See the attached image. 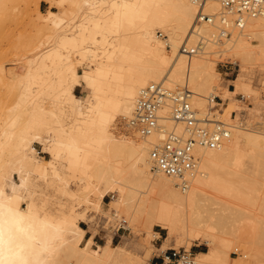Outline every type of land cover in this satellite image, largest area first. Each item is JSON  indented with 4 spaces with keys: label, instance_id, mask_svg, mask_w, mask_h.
Listing matches in <instances>:
<instances>
[{
    "label": "bare ground",
    "instance_id": "1",
    "mask_svg": "<svg viewBox=\"0 0 264 264\" xmlns=\"http://www.w3.org/2000/svg\"><path fill=\"white\" fill-rule=\"evenodd\" d=\"M10 1L0 0V5ZM39 1L30 0L37 12L33 26L47 45L28 59L21 74L9 72L7 85L12 89L15 83L19 100L0 115V264H148V258L111 246V235L96 248L92 236L84 238L79 222L89 215L75 205L100 212L106 195L111 217L125 209L144 233L158 238L152 226L164 230V245L189 247L204 241L208 248L194 254L193 264H227L228 251L237 252L238 246L245 253L231 264H264V229L251 240V235L248 240L239 238L241 233L235 236L232 229L239 215L234 201L253 203L244 159L255 172H264V128L230 117L221 120L229 132L219 145L195 147L193 171L166 177L149 159L159 134L141 136L130 124L139 91L150 83L186 86L199 115L204 114V95L213 96L211 91L220 89L214 94L220 100L252 91L246 67L257 62L264 70V16H244L237 26L233 15L222 17L219 4L207 0L202 10L213 20L195 24L194 0H42L49 4L45 13L39 11ZM220 24L231 34L223 41ZM157 31L166 38L160 39ZM197 37L188 46L196 47L195 55L180 51L182 43L187 47ZM220 43L240 62L233 90L219 85L218 61L209 57L210 45ZM3 77L0 67V82ZM80 86L88 92L77 96L74 89ZM24 108L28 113L22 116ZM64 108L70 112L68 123L61 115ZM162 125L172 127L168 120ZM175 129L181 132L179 126ZM34 144L49 158L39 159ZM65 177L77 180L76 190L66 188ZM40 185L51 186L52 193L75 205L64 197L67 204L47 211L52 199L46 188L38 190ZM125 223L122 218L115 228L126 229ZM227 229L232 239L222 235Z\"/></svg>",
    "mask_w": 264,
    "mask_h": 264
},
{
    "label": "rangeland",
    "instance_id": "2",
    "mask_svg": "<svg viewBox=\"0 0 264 264\" xmlns=\"http://www.w3.org/2000/svg\"><path fill=\"white\" fill-rule=\"evenodd\" d=\"M38 9L40 12L45 13L46 10L49 9V4L45 1L40 0L38 3ZM51 10L55 12L59 11V9L55 6H53ZM36 13L37 12L35 10V5L33 2H30V0H12L10 2H5L3 6L0 5V67L3 69V75H4L3 78L6 79V80H3L2 78L0 82V115L1 116L7 115L9 113V110H11L13 107H16L17 106L16 103L19 100L20 93L18 92V89L16 88L17 86H15V83L14 84L11 83V85H14L13 87L15 89H13V87H10L12 89H9L8 87L10 85L9 84L10 82L8 79L10 76L9 72H13L15 74H21L23 71V65L26 64L28 59H31L32 56L36 54V52H39L41 49H43L42 47L47 45L44 37H38V35L36 36L35 34L36 31H34L35 28L33 24L37 17ZM212 27H211V31L217 30L216 32H218V29H215L213 27V30H212ZM226 31L228 32V34L225 37H229V35L231 34L229 33L228 28H226ZM159 34H161L159 36L160 39L166 38L164 33L162 34L161 31H157L156 35L158 36ZM207 36H210V35H207ZM225 37H221L219 40L223 41ZM208 39H210V37ZM198 40L199 38L197 37V41L195 40L193 44L188 43L189 45L188 44L187 45L190 46L191 44V46H194L198 42ZM249 42L252 44H257V41L254 39H249ZM220 44L210 45L211 49H209L210 50L209 57L215 58L218 61L216 65V70L220 75L219 85L221 87L227 88L228 90H233L234 87L231 81L235 78L236 74L238 73L237 71L239 69L238 63L240 62L233 55V52L231 50L230 52L232 54L229 53V50L223 51L225 50L224 43L221 44L222 46ZM167 49H168V46H167ZM72 56L75 57V55H72ZM216 56L218 57L216 58ZM246 70H247L246 75L248 76L246 77L249 79L247 81L249 82L248 84L251 87L252 91H250L249 93H244L242 91H239L235 95L234 99L233 98L231 99L230 97H226L225 100H221L220 105H219L220 112L218 113V118L222 120L223 122H227L226 119H229L230 117V119L234 120V122L239 123L240 121V123L242 122L244 126L247 125L250 128H256L257 126H261L264 128V125H263L264 124V85H262L264 84L263 83L264 81L263 66L261 64L257 65V62H255V63L249 64L246 67ZM78 71L81 72V69H79ZM6 81L9 82L8 85ZM179 85L180 84H177V86ZM87 92L88 91L83 86L76 87L74 89V94L77 96L84 95ZM211 92L213 96H215L216 94L218 95L219 92H221V90L217 89ZM207 94L204 95L205 101H204V107L202 109L203 113H205L207 110V102H206L207 101L206 97H208ZM216 97L218 98L219 96H216ZM44 106H47V104L45 103ZM66 109L67 108H64L65 112L62 111L61 115L65 114L64 117L63 115L62 117L64 118V120L65 119L67 120L65 123H68L70 120L68 119L70 117L68 114L70 112L68 109L67 110ZM18 110L19 109L17 108L14 111H18ZM21 110H23V108ZM27 113L28 112L25 111V108H24V111L21 112V115L25 116L27 115ZM229 123L231 124V122ZM34 147L36 149V155L38 156L39 159L46 160L49 158L48 154L42 151V147L40 145L34 144ZM244 161H245L246 166L250 168L248 169L249 170L248 177L252 184V192H251L252 194L251 195H252L253 203L251 205H247L246 203L244 204V203H241L240 201H239L240 203L237 201H234L235 203L232 202L235 205L234 207L237 209L236 214L237 213L239 214V215H236L237 221H234L235 226L233 227L234 225L233 223L232 229L235 231L234 232L235 236H238L237 234L240 235L241 233L242 235H244V237L240 235L239 238H244L245 240L247 237L249 239V235H251V238H250L251 240V239L258 237L257 233H258L259 228L264 229V172H255L253 169L252 163L249 162L246 158L244 159ZM68 178L69 177H65L66 181H68L66 183L67 185L64 184V182H63V185H66V188L69 190H76L77 186L75 184H77L76 182L77 180L76 181L73 180L72 182L71 181L72 179L69 178V180H67ZM13 181L15 183H19V179L16 175L13 176ZM41 187L43 186L40 185L39 189L38 187L37 189L40 190ZM48 187H51V186H48ZM48 187H44V189L41 188L43 190L47 189L46 191L48 193L47 195L50 197L49 201L52 199V201L50 202H52L53 204L49 202L50 205L49 206L46 205V207L49 208V210L47 209V211H51V210L56 211V209L59 207L58 206L59 203L60 204L68 203L66 202V199L67 201H69L68 198L64 196L66 198L65 199L63 195L59 196L57 195L58 193L56 194V192L52 193V188L49 189ZM54 188L55 189L53 190H56V187ZM46 192L43 191V194L46 195L45 194ZM43 194H41V196H43ZM57 198L58 199L60 198V199L58 200ZM46 199L48 201L47 197ZM54 201L56 202V204ZM109 201H110V196L106 195L103 198V202L101 205L102 210L100 212L94 211L93 208L86 207L84 206V204L78 207L77 205H75L76 201L75 203L71 201V203L73 202L77 210H83L86 213L85 214L86 216L89 215L88 219L85 220V222L80 221L79 225L80 227L84 228L85 231L89 232V236H92V239H93L92 247L93 248H96V245H103L105 243V240H107V238L111 235L110 237L111 246L121 245L119 246L121 249H124L126 253L129 251L128 253L133 254L132 256H135V258L144 257V258H148L149 260L150 256L153 253H158L160 251L164 252L165 250H170V249H174V250L183 249L185 252L191 255V260L193 262H195L194 253L196 250L199 249L201 251H206L208 248L207 244L204 241L192 242L189 247L187 246L184 247V245H172V243L170 245L169 243L164 245L163 243V238L165 237L164 230L160 229L159 227L155 225L152 226V231L157 233L156 235L159 236L158 238H154L153 236L144 233L143 227L139 223L134 224L128 218V212L125 209H118L117 211H115L117 216L114 218L111 217V215L109 214L110 212L108 211ZM71 203L69 201L68 204H71ZM242 213H244V217L241 216L243 215ZM240 216L242 219L239 218ZM122 218L126 221L125 223L126 229H123L122 227L115 228L117 221L119 222ZM261 223L263 225H261ZM251 224L253 225L252 231H251L252 229ZM240 225H242L241 227L243 229L249 230V231H244L243 229H241L239 230L240 232L238 233L237 230L239 229ZM250 225H251V229H250ZM256 226L258 227L256 228ZM226 231H227L226 232L227 234L226 233L224 234L226 236H230V234H228V229ZM229 232H230V229H229ZM242 232L243 233L246 232L248 234L246 233L243 234ZM224 234H222L224 238L232 239L231 236L226 237ZM252 236H255V237L252 238ZM195 246H199V247H195ZM262 246H263L262 247L263 251H260V253L264 254V243H262ZM244 253L245 252L243 251V249L240 248L239 246H238L237 252H233L232 250L228 251L227 264H231L233 261L243 258Z\"/></svg>",
    "mask_w": 264,
    "mask_h": 264
},
{
    "label": "built area",
    "instance_id": "3",
    "mask_svg": "<svg viewBox=\"0 0 264 264\" xmlns=\"http://www.w3.org/2000/svg\"><path fill=\"white\" fill-rule=\"evenodd\" d=\"M207 0H194L197 6L195 24L212 22L205 14L202 5ZM221 8V15H233L238 26L244 16H264V0H213ZM221 17V19H222ZM220 24V37L227 36L226 28ZM160 36V34H159ZM180 51L193 55L196 47L188 48L185 43ZM193 93L186 86L170 89L160 82L150 83L139 91L130 124L141 136L158 133V142L150 149L149 159L153 168L166 177H178L189 174L196 165L195 147L213 149L228 135V128L218 118L221 100L216 96L207 98V110L199 115L192 106ZM166 110V114L162 111ZM162 120L171 122L172 127L165 129ZM179 126L181 132L175 127ZM162 261L165 264H193L191 255L184 250H165Z\"/></svg>",
    "mask_w": 264,
    "mask_h": 264
},
{
    "label": "crops",
    "instance_id": "4",
    "mask_svg": "<svg viewBox=\"0 0 264 264\" xmlns=\"http://www.w3.org/2000/svg\"><path fill=\"white\" fill-rule=\"evenodd\" d=\"M88 236H89V232L86 231L84 238H87ZM195 247H199V246H195ZM198 252H201V250L198 249L195 251V253H198ZM163 253L164 252H161V251L158 253H153L149 258L148 264H165V262L162 261Z\"/></svg>",
    "mask_w": 264,
    "mask_h": 264
}]
</instances>
